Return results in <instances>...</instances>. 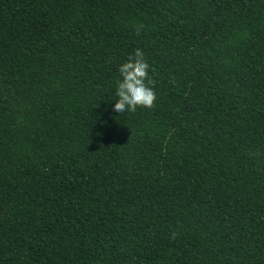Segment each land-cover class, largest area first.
I'll return each instance as SVG.
<instances>
[{
	"label": "trees",
	"instance_id": "obj_1",
	"mask_svg": "<svg viewBox=\"0 0 264 264\" xmlns=\"http://www.w3.org/2000/svg\"><path fill=\"white\" fill-rule=\"evenodd\" d=\"M0 264H264V0H0Z\"/></svg>",
	"mask_w": 264,
	"mask_h": 264
},
{
	"label": "clouds",
	"instance_id": "obj_2",
	"mask_svg": "<svg viewBox=\"0 0 264 264\" xmlns=\"http://www.w3.org/2000/svg\"><path fill=\"white\" fill-rule=\"evenodd\" d=\"M144 27L143 24L137 25L136 34L140 35ZM149 69L150 65L139 48L126 62L119 65L121 79L117 81L115 88V96L118 99L113 111L122 114L125 111L135 112L138 107L148 109L155 107L157 96L151 87L154 81L149 75ZM176 235V232H172L171 238L175 239Z\"/></svg>",
	"mask_w": 264,
	"mask_h": 264
}]
</instances>
